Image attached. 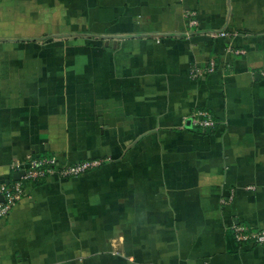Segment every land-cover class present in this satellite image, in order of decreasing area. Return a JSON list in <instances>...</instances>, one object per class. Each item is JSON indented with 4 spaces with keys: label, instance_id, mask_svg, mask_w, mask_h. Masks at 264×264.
<instances>
[{
    "label": "crops",
    "instance_id": "0c3cea01",
    "mask_svg": "<svg viewBox=\"0 0 264 264\" xmlns=\"http://www.w3.org/2000/svg\"><path fill=\"white\" fill-rule=\"evenodd\" d=\"M33 158L98 166L27 184L0 264H264V0H0V185Z\"/></svg>",
    "mask_w": 264,
    "mask_h": 264
},
{
    "label": "built area",
    "instance_id": "2783aa9c",
    "mask_svg": "<svg viewBox=\"0 0 264 264\" xmlns=\"http://www.w3.org/2000/svg\"><path fill=\"white\" fill-rule=\"evenodd\" d=\"M188 16H195L194 12H188ZM194 20L191 25H195ZM229 32H221V37H229ZM215 64L211 66V71H214ZM190 77L197 79L201 77L197 69L190 71ZM190 121L192 125L201 132L214 130L217 126V119L214 114L207 109H196L191 113ZM97 163L86 160L77 164L58 167L55 158H33L28 161V166L25 168V175L20 180L14 181L11 184L0 185V220H5L10 217L15 206L25 197L26 185L47 179L51 174L58 173L64 179L81 177L93 170ZM230 200H222L223 204H228ZM235 239L238 242H248L251 245L264 246V231H255L251 227L237 223L233 225Z\"/></svg>",
    "mask_w": 264,
    "mask_h": 264
},
{
    "label": "rangeland",
    "instance_id": "374dc122",
    "mask_svg": "<svg viewBox=\"0 0 264 264\" xmlns=\"http://www.w3.org/2000/svg\"><path fill=\"white\" fill-rule=\"evenodd\" d=\"M31 12H33L34 15H35V13H37V10L35 8H33V9H31ZM63 26H65V25H63ZM45 38H53V41H57V42L62 40V45H65V47H70L72 44L77 42V39L73 38L69 34H66L65 32H63V34L59 35V36H56V35L55 36L45 35ZM40 42L42 43V41H40ZM46 43H52V41L51 42L46 41Z\"/></svg>",
    "mask_w": 264,
    "mask_h": 264
},
{
    "label": "water",
    "instance_id": "95a60500",
    "mask_svg": "<svg viewBox=\"0 0 264 264\" xmlns=\"http://www.w3.org/2000/svg\"><path fill=\"white\" fill-rule=\"evenodd\" d=\"M25 175V171H20V172H17L16 174H15V180L17 181V180H20L21 179V177L22 176H24Z\"/></svg>",
    "mask_w": 264,
    "mask_h": 264
}]
</instances>
